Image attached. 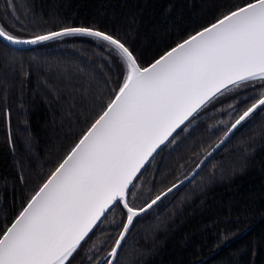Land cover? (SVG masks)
I'll use <instances>...</instances> for the list:
<instances>
[{"label":"trees","instance_id":"16d2710c","mask_svg":"<svg viewBox=\"0 0 264 264\" xmlns=\"http://www.w3.org/2000/svg\"><path fill=\"white\" fill-rule=\"evenodd\" d=\"M244 2L0 0V26L21 39L92 27L120 39L148 66ZM121 72L106 42L92 37L26 49L0 39V231L106 106ZM252 95L242 89L198 112L138 176L130 203L144 207L188 176ZM125 213L114 207L71 264H106ZM115 264H264V111L247 119L190 183L135 219Z\"/></svg>","mask_w":264,"mask_h":264},{"label":"snow or ice","instance_id":"6c2138e0","mask_svg":"<svg viewBox=\"0 0 264 264\" xmlns=\"http://www.w3.org/2000/svg\"><path fill=\"white\" fill-rule=\"evenodd\" d=\"M65 36L106 42L121 62V78L106 106L0 231V264H71L106 214L122 205L126 222L108 253L115 258L134 218L161 199L158 195L147 207L136 208L130 203L134 181L162 145L175 142L177 129L183 131L182 125L186 128L219 97L242 89L254 93L243 102H254L225 138L264 111V0H245L148 66L120 39L92 27H64L21 39L0 26V38L12 44L37 45Z\"/></svg>","mask_w":264,"mask_h":264},{"label":"water","instance_id":"95a60500","mask_svg":"<svg viewBox=\"0 0 264 264\" xmlns=\"http://www.w3.org/2000/svg\"><path fill=\"white\" fill-rule=\"evenodd\" d=\"M60 31V30H58ZM2 41H4L6 44L14 47V48H18V49H26V48H30V47H34V46H37V45H40V44H37V45H24V44H12L11 42L7 41V40H4L3 38H0ZM48 42V41H46ZM45 43V42H43ZM42 44V43H41ZM170 50V49H169ZM250 118V117H249ZM248 118V119H249ZM187 123V122H186ZM244 122H242L243 124ZM241 124V125H242ZM239 125L236 129H234L231 133L228 134V137L225 138V135L220 139V141L206 154V156L201 160V162L196 166V168L188 175L186 176L185 178H183L182 180H180L179 182L175 183L174 185H178V187L174 188L172 192H168V189L165 190L163 193H167V195H163V193L160 194L161 196V199L155 204L153 205L150 209H148L146 212H143L141 213L139 216L135 217L134 218V221L136 218L140 217V216H143L144 214H146L147 212H149L151 209H153L155 206H157L158 204H160L162 201H164L166 198H168L170 195H172L173 193H175L176 191H178L179 189H181L182 187L186 186L188 183H190L196 176L197 174L204 168V166L209 162V160L218 152L220 151L225 145L226 143L231 139V137L233 136V134L237 131V129L241 126ZM183 127V125H182ZM180 129H177V132L179 131ZM176 133H174L173 135H175ZM171 139V138H170ZM221 140H223V143H221ZM219 145V146H218ZM164 147V145L161 146L160 149L157 150L156 153L153 154V157ZM153 158H150L149 159V162L152 160ZM148 162V163H149ZM147 163V164H148ZM147 164L145 165V167L147 166ZM144 167V168H145ZM144 168L141 170V172L144 170ZM141 174V173H140ZM139 174V175H140ZM136 181V180H135ZM134 181V182H135ZM173 186V185H172ZM172 186L170 188H172ZM151 203V202H150ZM149 204V203H148ZM144 207H147L144 206ZM108 214V213H107ZM106 214V215H107ZM103 219V218H102ZM133 221V223H134ZM132 227V226H131ZM131 227L129 229V232L131 230ZM128 232V234H129ZM128 234L126 235L125 237V240L128 236ZM124 240V241H125ZM124 241L122 242V245L124 243ZM122 247V246H121ZM121 249V248H120ZM120 249H118V253H117V256L115 258H112L110 257V260H112V264H115V261L118 257V254L120 252Z\"/></svg>","mask_w":264,"mask_h":264}]
</instances>
